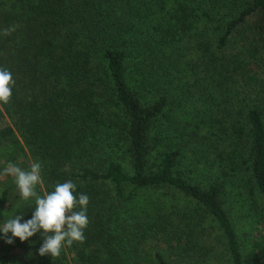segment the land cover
<instances>
[{"label": "trees", "instance_id": "16d2710c", "mask_svg": "<svg viewBox=\"0 0 264 264\" xmlns=\"http://www.w3.org/2000/svg\"><path fill=\"white\" fill-rule=\"evenodd\" d=\"M5 29L0 174L40 161L38 193L73 180L89 224L58 257L0 239V264H264V0H0ZM4 175L0 223L30 218Z\"/></svg>", "mask_w": 264, "mask_h": 264}, {"label": "clouds", "instance_id": "9594fccd", "mask_svg": "<svg viewBox=\"0 0 264 264\" xmlns=\"http://www.w3.org/2000/svg\"><path fill=\"white\" fill-rule=\"evenodd\" d=\"M14 29H5L3 35ZM15 85L12 73L0 67V103L7 104ZM3 173L13 177L19 196L25 201H34L30 218L25 219L23 213H15L0 223V239L12 244L14 238L28 240L39 233L41 245L38 253L41 256L58 257L65 245L83 242L85 229L89 219L87 206L89 197L86 193L77 192V184L73 180L56 182L51 190L44 194L37 191L42 183V163L34 160L27 169L9 164Z\"/></svg>", "mask_w": 264, "mask_h": 264}, {"label": "rangeland", "instance_id": "374dc122", "mask_svg": "<svg viewBox=\"0 0 264 264\" xmlns=\"http://www.w3.org/2000/svg\"><path fill=\"white\" fill-rule=\"evenodd\" d=\"M189 55H190V56H188L189 58H194L193 53H191ZM207 170L209 171L211 169L203 166V168L201 167V171H197L193 175L196 176V178H199L198 180H201L204 175H209ZM205 171H207V172H205ZM202 172H204L206 174H200ZM210 174H211V171H210ZM4 178H5V175L0 174V182L3 180H6ZM230 189H231L230 193L232 194V196L229 198V201L232 202L231 203V209H232V215L236 221L235 224H237V228L239 230L245 229V228H247L246 224L248 225V222L250 220V219H247L245 216H246L247 212H250L249 211V205L250 204L253 205V203L251 202L250 195H249L246 187H244L243 184L239 185V182L232 184ZM0 192H1V188H0ZM245 211H247V212H245ZM245 219H247V220H245ZM255 234H257V233L254 231L253 236H257ZM257 251L260 254H262V251L260 248H257ZM247 253L252 255L251 257L247 256V258H248L247 261L250 262V264H254L256 261H258L260 259L256 254H253V251L251 250V248H248Z\"/></svg>", "mask_w": 264, "mask_h": 264}]
</instances>
